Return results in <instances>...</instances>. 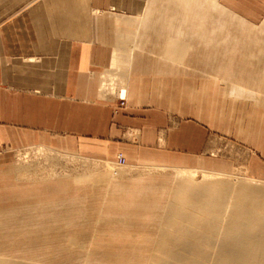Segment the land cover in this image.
Returning <instances> with one entry per match:
<instances>
[{"label":"crops","instance_id":"obj_1","mask_svg":"<svg viewBox=\"0 0 264 264\" xmlns=\"http://www.w3.org/2000/svg\"><path fill=\"white\" fill-rule=\"evenodd\" d=\"M263 57L264 0H0V222L87 242L95 231L101 251L112 223L89 219L122 215L135 224L118 238L145 242L167 196L121 191L112 206L100 164L119 153L127 172L155 163L264 181ZM36 146L89 163L53 181L18 177L16 152Z\"/></svg>","mask_w":264,"mask_h":264},{"label":"bare ground","instance_id":"obj_2","mask_svg":"<svg viewBox=\"0 0 264 264\" xmlns=\"http://www.w3.org/2000/svg\"><path fill=\"white\" fill-rule=\"evenodd\" d=\"M123 80L125 78L119 79L117 95L125 97ZM102 85L114 88L107 80ZM194 172L176 168L173 172L175 179L186 185L168 191L158 182L162 176L159 169L151 172L152 183H148L151 180L148 175L123 176L133 182L131 190H122L128 194L127 197L142 192V189L164 190L167 196L166 202L156 213L153 233L145 242L136 236L130 237L125 245L118 238L123 227L128 224L133 227L135 224L134 220L122 215L117 219L102 220L109 225L112 223L107 230L115 233L112 234L115 248L103 245L105 249L101 251L94 249V241L78 239L75 234H44V231L50 230V225L43 226L42 222H36L33 226L26 224L20 227L21 231L16 236L20 238L19 242H12L14 236L11 234L2 236L10 239L0 242V264H264V181L246 177L240 183L223 172L202 170L204 182L199 184L193 180ZM120 187L115 182L107 183V192L115 193L111 196L112 206L117 193L121 192ZM89 220V227L98 221ZM34 243L37 245L34 246Z\"/></svg>","mask_w":264,"mask_h":264},{"label":"rangeland","instance_id":"obj_3","mask_svg":"<svg viewBox=\"0 0 264 264\" xmlns=\"http://www.w3.org/2000/svg\"><path fill=\"white\" fill-rule=\"evenodd\" d=\"M38 149H40V150H38ZM50 150L51 149H48L46 147L36 146L33 148L23 149L20 152L17 151L16 155L14 156L13 161H15L19 164H15L12 166V170H13L14 174H16L18 177L23 176V177H27V178H31L33 175H34L33 177L36 178L37 177L36 175H38V179H41L40 181H53L59 177L61 178L64 174L68 175V174H73L74 172H80L83 169V167H85V164L89 163V161H86V160L80 159V158H76L72 154H63V153H58L55 151L53 152L52 150L51 151ZM114 164L115 163H110V162H103L102 164H100V165L104 166L103 170L102 169L101 170L102 171L106 170V172H107V173L103 174V175H107V177L102 176L103 178H101V179L104 180L105 183H110V182L117 183L118 185L121 186L120 191L126 189V186H124V184L121 182V181L126 180L123 176L126 175V177L127 176L128 177H136V176H141V175H148V177L151 178L150 181H154L152 179L153 173H151L154 169H159V171L162 175L161 178L165 177V178L169 179L168 182H163L165 184L163 186H165V187L167 186L166 184L167 183L169 184V182H170V185L167 186L168 188L166 187L167 191L171 190V189H176V187H183L184 185H186L185 182L184 183L180 182V181L178 182L175 179V176L173 175V172H175L176 168H178V167H176L175 169H169L170 172L167 173V172L162 171V169L165 167L163 165L155 164V163H152L150 165L147 163H143L142 165H136L135 167H133L132 169H135V171L127 172L125 170H122V168L124 166L128 167L127 164L124 166L117 165V164L114 165ZM151 167H153V168L150 169ZM180 168L195 170L193 180L199 184H202L204 182L201 178V171L204 169L198 170V169L189 168V167H180ZM214 172H217V171H214ZM62 173H64V174H62ZM223 173L227 174L229 176V178L235 177L237 179V181H239L240 183H243L245 181L246 177H250V176H246V175H239V174L229 173V172H223ZM171 176H174V178ZM31 181L34 182L37 180H31ZM260 181L261 180H259V182ZM158 182L160 183V185L162 184L160 181H158ZM11 202L14 203L15 201L13 199H11ZM13 211H15L16 213L19 212L17 210H13ZM26 211L27 210H25V213H27ZM103 219L98 218L97 219L98 221H97V223H95L94 227H99L100 224H103V221H102ZM29 220L30 219L24 220V223H22L20 220H12L11 219V222L13 223V225H9L8 224L9 221L3 220L0 222V230L4 231V230L16 229L17 233L4 232V234H11L14 237H16L19 234V232L21 231V228H20L21 226L26 225V224L28 225L29 223H30V225L33 224ZM52 229H53L52 225H50V230H52ZM96 231H97V229H96ZM52 233L57 234L59 232L53 231ZM105 233H106V231H104L101 236L102 237H103V235L105 236ZM94 236H95V238L97 237V233L95 235V231H94V234L92 236L93 238L91 240L94 239ZM123 237L121 239H122L123 243L126 245L129 242L131 236H127L124 238ZM8 239H10V237L5 239L2 236H0V242L4 241V240H8ZM19 241H20V238L16 237V238H14V240L12 242L16 243ZM35 245H37V243H34V246ZM103 245H105L106 247H109L110 245H113V244H112V241L111 242L108 241V242L104 243ZM110 248H115V245L113 247L111 246Z\"/></svg>","mask_w":264,"mask_h":264},{"label":"built area","instance_id":"obj_4","mask_svg":"<svg viewBox=\"0 0 264 264\" xmlns=\"http://www.w3.org/2000/svg\"><path fill=\"white\" fill-rule=\"evenodd\" d=\"M118 101L120 105H123L125 103V97L119 95L118 96ZM118 165H123L125 163V159L121 153L117 154V162Z\"/></svg>","mask_w":264,"mask_h":264}]
</instances>
